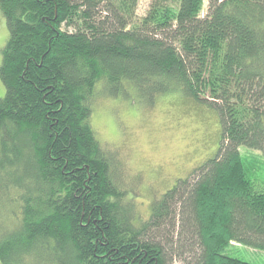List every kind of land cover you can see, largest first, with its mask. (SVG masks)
<instances>
[{
    "label": "trees",
    "instance_id": "1",
    "mask_svg": "<svg viewBox=\"0 0 264 264\" xmlns=\"http://www.w3.org/2000/svg\"><path fill=\"white\" fill-rule=\"evenodd\" d=\"M0 0L1 264H251L264 252V0ZM205 13V14H204ZM215 110L221 147L151 203L91 125L97 94Z\"/></svg>",
    "mask_w": 264,
    "mask_h": 264
},
{
    "label": "rangeland",
    "instance_id": "2",
    "mask_svg": "<svg viewBox=\"0 0 264 264\" xmlns=\"http://www.w3.org/2000/svg\"><path fill=\"white\" fill-rule=\"evenodd\" d=\"M152 0H139L136 15L143 18ZM207 0L205 12L207 11ZM205 14V13H204ZM9 37L0 12V66ZM5 87L0 79V99ZM91 125L100 143L116 150L124 168L129 199L138 215L147 218L151 203L218 153L222 129L217 112L172 93L154 107L130 98L110 99L97 94ZM233 256L251 264H264V252L239 247ZM1 264V263H0Z\"/></svg>",
    "mask_w": 264,
    "mask_h": 264
}]
</instances>
